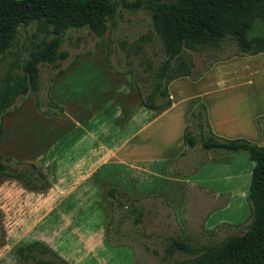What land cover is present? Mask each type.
Wrapping results in <instances>:
<instances>
[{"label": "crops", "instance_id": "obj_1", "mask_svg": "<svg viewBox=\"0 0 264 264\" xmlns=\"http://www.w3.org/2000/svg\"><path fill=\"white\" fill-rule=\"evenodd\" d=\"M100 48L51 82L60 115L41 114L30 97L3 119L0 154L34 164L47 188L0 178V264H25L17 248L36 242L68 264H137L131 243L109 240V190L129 201H159L180 229L196 191L220 199L203 216V231L249 218L255 163L247 152L216 155L189 175L170 170L188 150L184 132L199 105L215 136L264 147V53L215 62L197 80L176 79L168 85L171 103L151 109ZM118 233L112 230L113 242Z\"/></svg>", "mask_w": 264, "mask_h": 264}, {"label": "trees", "instance_id": "obj_2", "mask_svg": "<svg viewBox=\"0 0 264 264\" xmlns=\"http://www.w3.org/2000/svg\"><path fill=\"white\" fill-rule=\"evenodd\" d=\"M120 2L129 9H142L150 15L153 31L166 55L154 77L155 87L149 93L143 92L130 73H122L112 67L106 57L107 64L117 73L130 76L141 103L147 108L168 106L171 103L168 85L172 81L181 77L197 80L212 65L194 74L195 65L186 57L188 52L216 49L225 40H232L237 53L213 63L264 53V0H0V59L13 45L20 26L35 23L37 33L53 36L52 40L30 53L24 62L22 75L6 82L0 90V141L3 119L17 112L30 97H34L38 111L45 116H57L63 112V108L50 98L49 87L76 59L58 70L47 85L41 81L40 67L56 65L67 58L68 53L60 51V46L62 35L68 29L87 27L98 40L105 34L109 35ZM196 122L200 128L207 129V135L200 136V143L190 130ZM183 140L187 149L200 145L202 151L214 152L189 174L216 155L241 151L249 154L255 163L248 194L250 215L243 225L223 224L206 232L214 234L224 227H245L241 233L229 235L214 244L191 246L184 239L169 238L164 258L180 257L172 264H264V147L244 139L225 140L215 136L207 122L204 105L197 106L192 112ZM186 156L187 151L171 166L172 174H184L179 165ZM1 177L20 179L29 189L47 188L46 178L34 164L14 162L0 154ZM106 203L112 211L107 227L109 240L118 245V241H112V230L120 232L125 220L133 215V224L139 225L146 208L142 201L122 199L115 190L107 192ZM1 235L0 227V239ZM17 254L25 264H68L39 242L17 248Z\"/></svg>", "mask_w": 264, "mask_h": 264}, {"label": "rangeland", "instance_id": "obj_3", "mask_svg": "<svg viewBox=\"0 0 264 264\" xmlns=\"http://www.w3.org/2000/svg\"><path fill=\"white\" fill-rule=\"evenodd\" d=\"M262 32L264 33V28ZM52 38L53 36L37 33L35 23L20 26L13 45L0 59V90L3 89L6 82H12L21 76L24 62L29 58L30 53ZM101 46L105 48L102 50L105 52L104 61L106 64L107 57L111 66L116 70L130 73L131 78L139 84L144 93L153 90L155 87L154 77L158 72V67L166 59L163 45L153 31L150 15L142 9H129L121 2L118 4L109 35L105 34L102 39L98 40L87 27L66 30L61 38L60 51L67 52L68 56L65 60L57 62L56 65L41 66V81L47 85L49 79L58 70L65 68L81 55L94 53ZM235 53H237V48L234 42L225 40L216 49L188 52L186 57L193 61L195 65L193 72L197 74L213 64L215 60L231 57ZM109 68L111 67L109 66ZM128 77L130 78V76ZM191 131L196 136L198 143H200L201 135H207V129L200 128L197 122L191 126ZM213 155V151H202L200 145L194 149H188L186 160L181 163L182 172L184 174L191 173L200 163ZM196 193L197 200L188 207L183 228L177 227L174 218L169 215L159 201H149L144 202L146 212L141 223L135 226L133 224L134 215L129 216L114 238H117L119 243H131L135 247L137 264H172L180 257L176 256L171 260L164 258V248L169 238L184 239L191 246L209 245L229 235L244 231L245 227H224L214 234L203 231L201 228L203 216L210 209L219 205L220 199H216L204 191H196ZM198 214L201 215L198 216Z\"/></svg>", "mask_w": 264, "mask_h": 264}]
</instances>
